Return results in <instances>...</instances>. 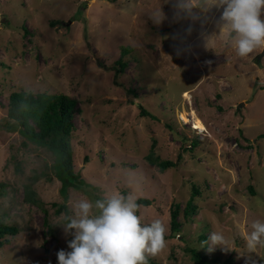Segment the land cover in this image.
<instances>
[{"label":"rangeland","instance_id":"1","mask_svg":"<svg viewBox=\"0 0 264 264\" xmlns=\"http://www.w3.org/2000/svg\"><path fill=\"white\" fill-rule=\"evenodd\" d=\"M175 4L0 0V222L19 229L6 236L11 243L0 248V264H55L72 239L58 206L71 216L70 200L95 203L116 191L151 200L138 214L167 228L164 249L147 255L151 264H193L187 247L214 264L229 257L234 264L247 257L264 264V248L249 252L245 239L254 221H264V48L239 57L229 33L219 35L222 9L174 19ZM160 7L166 19L156 24ZM212 35L219 36L207 48ZM125 48L128 67L119 74L115 63ZM22 90L67 94L81 108L70 144L85 184L63 188L57 177L42 179L34 185L40 205L23 201L24 186L53 158L34 145L24 148L22 135L7 129L9 96ZM140 106L157 119L142 117ZM183 113L205 130L184 123ZM153 147L160 160L178 166L163 172L147 162ZM193 187L197 210L187 219ZM173 203L181 205L176 235ZM46 219L52 236L45 235ZM212 232L230 250L209 251L203 242Z\"/></svg>","mask_w":264,"mask_h":264},{"label":"clouds","instance_id":"2","mask_svg":"<svg viewBox=\"0 0 264 264\" xmlns=\"http://www.w3.org/2000/svg\"><path fill=\"white\" fill-rule=\"evenodd\" d=\"M210 6L222 9L217 23L219 35L229 33L239 57L264 48V0H176L174 19L193 16L194 9ZM152 19L156 24L166 19L161 7ZM219 35L206 38L205 46L208 48ZM69 206L72 215H62L61 220L65 235L72 237L67 242L70 251L57 252L58 264H147V255L155 256L166 246L165 224L159 219L143 222L135 193H106L95 203L87 198L70 200ZM251 229L245 237L246 246L255 252L264 248V221H254ZM203 244L209 251L217 246L230 250L219 232L210 233ZM245 264L256 262L247 257Z\"/></svg>","mask_w":264,"mask_h":264},{"label":"trees","instance_id":"3","mask_svg":"<svg viewBox=\"0 0 264 264\" xmlns=\"http://www.w3.org/2000/svg\"><path fill=\"white\" fill-rule=\"evenodd\" d=\"M130 52L125 48L121 57L116 61L117 72L124 73L128 67V63L124 60V56ZM141 109L142 117L157 119L150 112ZM7 129L8 131H18L23 139V147L28 149L30 145L37 148L45 149L53 158L52 164L45 163L42 170H34V174L29 178V183L24 186L23 201L28 204L40 205L34 185L42 179L51 180L57 177L63 182V188L68 186L81 187L85 181L80 172H75L70 138L76 129V117L81 114V108L77 99L67 94H51V93H33L29 91H16L10 94L7 106ZM264 137V134L261 135ZM194 147V145L192 146ZM191 147V148H192ZM181 158V157H180ZM179 158V159H180ZM146 161L151 165H157L161 171L178 166V161H163L156 156L154 147L146 156ZM17 171H20V165H17ZM0 187L3 185L0 184ZM196 189L193 187L192 196L186 203L184 208V216L190 219L197 210L194 203L196 198ZM126 195L127 193L124 192ZM138 204L151 205L152 201L145 198H139ZM56 212L58 214H66L70 216V210L66 205H59ZM181 205L173 203L170 208L171 215V231L174 235L180 230L182 224L179 221ZM45 235L52 236L54 234L53 227L45 220ZM19 229L13 225H6L0 222V248L5 244H10L11 240L7 239V235H16ZM166 238L168 236H165ZM202 238H205L202 236ZM186 250L191 254L193 264H214L208 257L199 252L197 249L187 247ZM153 263L152 259L147 256V264ZM58 260L56 259V263ZM222 264H234L229 257Z\"/></svg>","mask_w":264,"mask_h":264},{"label":"bare ground","instance_id":"4","mask_svg":"<svg viewBox=\"0 0 264 264\" xmlns=\"http://www.w3.org/2000/svg\"><path fill=\"white\" fill-rule=\"evenodd\" d=\"M187 96L188 95L186 94L185 97H187ZM189 116L190 115H187V114L183 113L181 115V120L184 123H190L191 122L192 125H193V128L195 130H199L200 132H203L205 130V127H204L203 123L200 120L196 119L195 117H193L192 120H191V119H189Z\"/></svg>","mask_w":264,"mask_h":264},{"label":"water","instance_id":"5","mask_svg":"<svg viewBox=\"0 0 264 264\" xmlns=\"http://www.w3.org/2000/svg\"><path fill=\"white\" fill-rule=\"evenodd\" d=\"M241 106H244V104H242Z\"/></svg>","mask_w":264,"mask_h":264}]
</instances>
